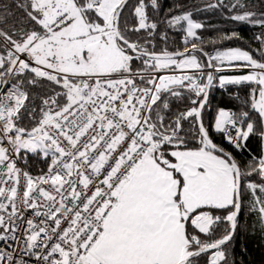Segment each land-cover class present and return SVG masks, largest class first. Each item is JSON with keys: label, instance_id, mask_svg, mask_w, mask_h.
<instances>
[{"label": "snow or ice", "instance_id": "obj_1", "mask_svg": "<svg viewBox=\"0 0 264 264\" xmlns=\"http://www.w3.org/2000/svg\"><path fill=\"white\" fill-rule=\"evenodd\" d=\"M166 4L0 0V264H264V0Z\"/></svg>", "mask_w": 264, "mask_h": 264}, {"label": "trees", "instance_id": "obj_2", "mask_svg": "<svg viewBox=\"0 0 264 264\" xmlns=\"http://www.w3.org/2000/svg\"><path fill=\"white\" fill-rule=\"evenodd\" d=\"M171 3H172V0H167L166 6H170ZM210 19H211L212 23L217 22V17H210ZM230 27H234L237 30H239L245 37H247L250 34L249 26L246 24L230 25ZM216 99H217V101H221V99H223L225 102L227 101V97L222 98L220 93H216ZM242 247H243L242 243L236 245V252H237L238 256L240 254V250ZM249 247L251 249V251L249 253V258L253 259L254 261H256V264H258V262L261 258V254H260L259 250L257 249L256 243L252 242Z\"/></svg>", "mask_w": 264, "mask_h": 264}]
</instances>
